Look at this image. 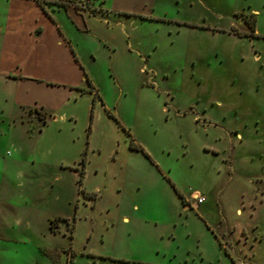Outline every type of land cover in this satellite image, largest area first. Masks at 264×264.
Instances as JSON below:
<instances>
[{"label":"rangeland","instance_id":"1","mask_svg":"<svg viewBox=\"0 0 264 264\" xmlns=\"http://www.w3.org/2000/svg\"><path fill=\"white\" fill-rule=\"evenodd\" d=\"M56 1L83 69L0 91V264H264V0Z\"/></svg>","mask_w":264,"mask_h":264},{"label":"crops","instance_id":"2","mask_svg":"<svg viewBox=\"0 0 264 264\" xmlns=\"http://www.w3.org/2000/svg\"><path fill=\"white\" fill-rule=\"evenodd\" d=\"M80 24H84L83 28L87 31L86 21L84 17H79L74 3H61L56 0H0V91L12 102V107L30 110L32 114L33 110L46 114V102L48 94L53 93L52 88L58 85L71 89L78 87V84L64 76L62 79L65 80H61L59 75L64 72V64L72 70H75L73 66L77 63L81 66L73 41V32L82 30ZM81 68L83 69V66ZM32 97H36L37 102H33ZM62 166L69 165L63 163ZM71 168L79 171L80 189L83 191L87 173L86 159H81ZM79 204L80 200L76 203L77 209L80 208ZM54 220L50 226L52 232L62 233L61 228L57 231V227H53ZM123 221L128 222L129 218L124 216ZM75 228L76 224L73 225V229ZM66 234L67 232L64 233ZM70 237L74 238V231ZM91 237L92 233L88 239ZM87 246L88 244L81 250L82 255L92 257L95 262L99 257H104L87 249ZM63 249H56V252L52 253L53 251L45 248V253L54 258H51L53 262L58 258L62 261L63 257L68 263L71 261L76 264L77 250L73 249V245ZM63 253H66V256ZM138 261L142 264H154L149 259Z\"/></svg>","mask_w":264,"mask_h":264},{"label":"trees","instance_id":"3","mask_svg":"<svg viewBox=\"0 0 264 264\" xmlns=\"http://www.w3.org/2000/svg\"><path fill=\"white\" fill-rule=\"evenodd\" d=\"M65 6H67V5H65ZM78 6H79V5H76V8H78ZM68 7H69V6H67V8H68ZM130 149L145 152V150H144L140 145H137V144L134 142V140H132V141L130 142ZM147 156H149V155H147Z\"/></svg>","mask_w":264,"mask_h":264},{"label":"built area","instance_id":"4","mask_svg":"<svg viewBox=\"0 0 264 264\" xmlns=\"http://www.w3.org/2000/svg\"><path fill=\"white\" fill-rule=\"evenodd\" d=\"M196 198H197V200H198V201H197V202H198V205H199V204H202V203L205 201L203 197H199V198L196 197Z\"/></svg>","mask_w":264,"mask_h":264}]
</instances>
